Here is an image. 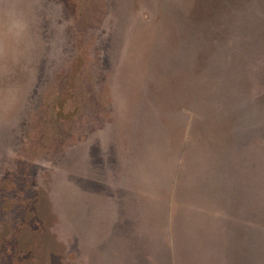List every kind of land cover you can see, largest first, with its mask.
I'll return each mask as SVG.
<instances>
[{
	"label": "rangeland",
	"instance_id": "1",
	"mask_svg": "<svg viewBox=\"0 0 264 264\" xmlns=\"http://www.w3.org/2000/svg\"><path fill=\"white\" fill-rule=\"evenodd\" d=\"M18 3L0 15V264H124L120 186L148 196L143 160L208 130L246 147V264H264V0Z\"/></svg>",
	"mask_w": 264,
	"mask_h": 264
},
{
	"label": "crops",
	"instance_id": "2",
	"mask_svg": "<svg viewBox=\"0 0 264 264\" xmlns=\"http://www.w3.org/2000/svg\"><path fill=\"white\" fill-rule=\"evenodd\" d=\"M179 132L162 158L143 160L148 196L120 186L130 198L109 216L107 241L115 255L128 249L124 264H246V147L233 131ZM5 137L3 109L2 146Z\"/></svg>",
	"mask_w": 264,
	"mask_h": 264
},
{
	"label": "clouds",
	"instance_id": "3",
	"mask_svg": "<svg viewBox=\"0 0 264 264\" xmlns=\"http://www.w3.org/2000/svg\"><path fill=\"white\" fill-rule=\"evenodd\" d=\"M20 14L18 0H0V15L16 18Z\"/></svg>",
	"mask_w": 264,
	"mask_h": 264
}]
</instances>
